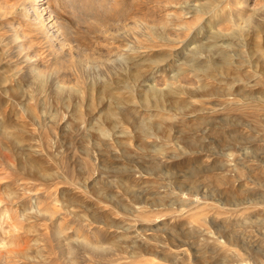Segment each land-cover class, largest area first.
Listing matches in <instances>:
<instances>
[{
  "label": "rangeland",
  "instance_id": "1",
  "mask_svg": "<svg viewBox=\"0 0 264 264\" xmlns=\"http://www.w3.org/2000/svg\"><path fill=\"white\" fill-rule=\"evenodd\" d=\"M31 1L0 0V264H264V0H43L61 62Z\"/></svg>",
  "mask_w": 264,
  "mask_h": 264
},
{
  "label": "bare ground",
  "instance_id": "2",
  "mask_svg": "<svg viewBox=\"0 0 264 264\" xmlns=\"http://www.w3.org/2000/svg\"><path fill=\"white\" fill-rule=\"evenodd\" d=\"M31 3H32V5H31L32 8H29V9L32 10L31 11L32 13H30V11H27V16L30 14L29 16H30L31 26L34 28V30L36 29L37 31H39L44 36L45 43L47 44V47H49L53 53L55 52L56 58L59 59L60 62L65 61L67 56L64 54V48L66 47V45L69 44L68 42L70 41L68 38L69 34H68L67 30H65L66 26L63 27V25L60 24L57 21V19H55L53 21L52 18H51L52 19L51 21H53V22L51 24L45 23V22H47L46 20H48V18H50V16H47L46 19L42 17L41 10L46 11V8H42L41 10H39L40 6H42L44 4L43 0H32ZM236 5H237V0H236ZM74 14H76V13H74ZM29 16L27 18H29ZM53 27L55 28V31L54 30L52 31ZM19 37L20 36L17 33L14 35L15 40H18ZM44 39H43V41H44ZM24 47H25V44H23L21 42L20 49H23ZM33 57H35V55ZM31 58L32 57H28V55L25 56V59L27 60V62L29 64V68L31 70V72H30L32 74L31 76L37 80L38 77H41L42 74H41L40 69L38 67V63L36 61H30ZM56 65H57V63H56ZM248 264H251V263H248ZM252 264H256V263H252Z\"/></svg>",
  "mask_w": 264,
  "mask_h": 264
}]
</instances>
